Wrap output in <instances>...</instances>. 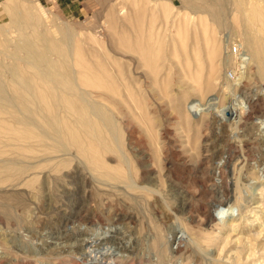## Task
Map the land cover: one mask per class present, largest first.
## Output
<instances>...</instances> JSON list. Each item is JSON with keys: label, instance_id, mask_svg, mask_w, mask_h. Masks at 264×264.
<instances>
[{"label": "rangeland", "instance_id": "rangeland-1", "mask_svg": "<svg viewBox=\"0 0 264 264\" xmlns=\"http://www.w3.org/2000/svg\"><path fill=\"white\" fill-rule=\"evenodd\" d=\"M248 35L264 0H0L10 95L23 43L71 74L37 124L0 101V264H264V60L226 51Z\"/></svg>", "mask_w": 264, "mask_h": 264}, {"label": "bare ground", "instance_id": "bare-ground-1", "mask_svg": "<svg viewBox=\"0 0 264 264\" xmlns=\"http://www.w3.org/2000/svg\"><path fill=\"white\" fill-rule=\"evenodd\" d=\"M218 6L219 5L214 3V2H212V4H208V3H206V1H204V2H202V4H197V2L196 3L190 2V5L188 7L193 9L194 12L208 13L211 16V18L213 19V21H216L218 23H222L223 22V17H222L223 13L221 15L222 18H220ZM221 7H223V6H221ZM245 40L248 44L249 52H246V50H244L238 56L235 55V57L237 58V61L239 60V62H240V65L242 68L241 69V73H242L241 75L242 76H244L245 72L247 71L248 65L250 64V62H252V60H254L255 58L264 60V58H263V55H264V45L263 44L264 43L262 41L255 40L250 35H248ZM43 46H45V47L41 51H38L37 48H35V46L30 44V43H23L21 46L29 54L27 57H25V60L28 61L30 63V65L33 66V68L35 69L32 74H28V73H25L23 71H17L14 66L9 67V69H11L10 71L15 73V74H13L12 78H14L18 84V95H16V94L10 95V93H9L10 91L8 92L9 89L7 90V88H6V82H5L6 80L1 78V72H0V101L4 102L5 105H7V106L15 108V110H17V112L15 111L17 114H18V112L21 113V115L18 114V115L12 116V117H14L13 118L14 121H16V123L18 121V123H20L21 125L29 126V125L35 124L36 118L33 115L34 111H38V109H42L43 112H45L46 108L41 107L42 105L40 104V103H42L41 99H43L44 97L48 96L51 98V101H52V97H54L56 95L55 96L56 103L60 102V98H59L60 95H58V94H59L60 90H62L64 88V86L62 85L64 78L67 77L69 83L71 84L70 72L68 71V72L64 73V76L62 77L60 72L59 73L57 72L58 71L56 68L57 64H55V62H53L48 56L46 44H43ZM229 47H228V50H226V51H229ZM19 53H21V51L20 52L17 51V54L15 55L16 58H19V56H21L22 53L21 54H19ZM229 53L231 54L230 51H229ZM233 58H234V56H233ZM231 60L232 59H230L228 56L224 58L225 62H229ZM38 80H42L43 83H40ZM40 87H44L46 90L44 92H41ZM70 88L72 89V91L75 92L73 87L70 86ZM81 96H82V94H81ZM81 96H80L81 100L87 102L86 97H83V96L81 97ZM18 97H19V101H18ZM53 103H54V100H53ZM87 104H88L87 105L88 108L90 110H92L93 112H96L99 109V106L97 107L98 108L97 109V108L93 107L91 103L87 102ZM235 108H237V107H235ZM220 111L223 112V116L226 114V110L220 109ZM111 113H110V115H111ZM99 114H101V113L99 112ZM233 116H234V118H237L238 120H240V117H241L240 112L233 115ZM45 118H47V120L49 121V125L53 128V133H50V134H52V136L55 137V139H54V137H53V139L56 140V142L58 141L60 143V147L61 146L66 147V144H65L66 138L65 137L68 136L69 134H66V131H63V129L60 128V126H62V125H59L56 121H54L53 119H51L47 115H45ZM112 121H114V120H112ZM261 122L264 123L263 121H261ZM36 124H37V122H36ZM112 127H113V125H112ZM115 128H116V125H115ZM16 129L13 130V134L17 135L19 130H16ZM113 130H114V128H113ZM43 131H45V130L43 129L42 132ZM46 133L49 134V131ZM46 133H43V135H46ZM83 151H85V150H83ZM224 209L225 208H223V207L219 208V211H220L219 213L224 214L225 212H228V211L233 213L235 211V207H232V206L229 207L227 210L226 209L224 210ZM96 252H98V251H96ZM89 256H90V260L92 262L95 259L99 260L101 257L100 255H98V253H95V254L89 253Z\"/></svg>", "mask_w": 264, "mask_h": 264}, {"label": "built area", "instance_id": "built-area-1", "mask_svg": "<svg viewBox=\"0 0 264 264\" xmlns=\"http://www.w3.org/2000/svg\"><path fill=\"white\" fill-rule=\"evenodd\" d=\"M229 51H230L232 54L238 56V55L242 52V48H241L240 45L235 44V45H233L231 48H229ZM237 66L239 67V70H240V66H239L238 64H237ZM235 75H236V72H235L234 70H230V71L228 72V77H229V78H232V79H233V78L235 77Z\"/></svg>", "mask_w": 264, "mask_h": 264}]
</instances>
